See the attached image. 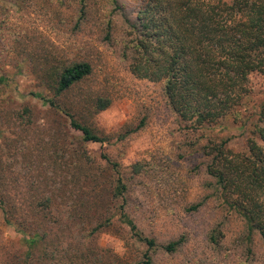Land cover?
Here are the masks:
<instances>
[{
	"label": "rangeland",
	"instance_id": "rangeland-1",
	"mask_svg": "<svg viewBox=\"0 0 264 264\" xmlns=\"http://www.w3.org/2000/svg\"><path fill=\"white\" fill-rule=\"evenodd\" d=\"M145 1L84 0L89 12L80 25V0H0V76L8 78V86L0 87L1 121L6 134L9 131L5 143L15 158L12 172L33 182L30 195L41 191L35 184L38 174L56 176L54 168L65 161L75 172L104 177L112 187L113 180L121 177L125 213L142 236L158 245L151 252L153 264H264L259 235L248 237L243 221L210 195L211 179L201 152L208 140L221 139L229 141L228 147L245 151L246 128L226 116L196 133L184 131L167 105L162 84L136 78L121 57L127 20L136 17ZM46 54L55 61L90 64L91 75L63 101L75 104L87 94L111 101L108 109L87 122L103 143L81 145L69 119L61 112L48 113V107L32 95L48 94L32 75ZM252 80L254 100H259L264 80L258 76ZM24 107L32 113L29 130L26 119H16L14 113ZM5 143L0 139V147ZM81 150L92 163L82 160L87 164L82 165ZM104 156L117 167L106 163ZM61 178L58 175L57 180ZM121 202L112 203L105 215L108 223L90 236L93 225L86 217L81 222L69 219V205L61 206L71 228L64 233L65 242L86 237L81 238V247L93 254L92 264L140 261L146 246L119 221ZM196 204L201 205L192 211ZM214 231L219 232L216 244L210 238ZM20 238L0 213V264L21 255ZM179 239L183 243L175 253L160 248Z\"/></svg>",
	"mask_w": 264,
	"mask_h": 264
},
{
	"label": "trees",
	"instance_id": "trees-1",
	"mask_svg": "<svg viewBox=\"0 0 264 264\" xmlns=\"http://www.w3.org/2000/svg\"><path fill=\"white\" fill-rule=\"evenodd\" d=\"M88 12L87 4L80 0V25ZM127 25L120 48L122 59L136 78L162 84L167 105L184 131L196 133L217 125L226 116L246 128L245 151H236L228 147L227 139H221L208 140L201 152L211 179L210 195L218 197L243 221L248 237L257 233L264 244V85L261 99L254 100L252 80L254 76L264 80V0H146ZM49 55H44L32 70L39 88L48 94L32 95L48 107V113L61 112L69 119V126L80 134L81 145L103 143L105 140L87 122L108 109L111 101L90 94L79 96L75 104L63 101L91 75L90 64L55 61ZM1 86H8L5 76H0ZM1 113L0 105V139L5 143L9 131L6 134L3 128ZM14 113L16 119H26L29 130V108ZM5 123L11 125L12 121ZM1 148L0 213L5 224L21 235L18 245L23 249L7 264H92L93 254L83 252L81 247L80 240L86 237L72 244L65 242L64 233L71 228L64 218L67 212L62 213L60 208L69 205V219L81 222V217H86L93 225L90 236L108 223L105 215L116 200H122L119 221L146 246L135 264H153L151 252L158 245L142 236L125 213L126 187L121 177L113 180L112 187L104 177L75 172L77 169L65 161L54 168L56 176L38 174L35 184L41 191L30 195L33 182L25 174L12 172L15 158L9 152L10 145L5 143L3 151ZM80 157L92 163L83 150ZM104 160L117 167L105 156ZM86 163L82 161V165ZM58 175L62 176L60 180ZM217 231L210 235L215 244ZM182 243L179 239L159 247L172 254Z\"/></svg>",
	"mask_w": 264,
	"mask_h": 264
}]
</instances>
